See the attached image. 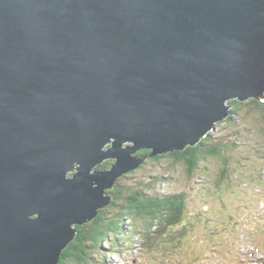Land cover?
Returning a JSON list of instances; mask_svg holds the SVG:
<instances>
[{"label":"water","instance_id":"water-1","mask_svg":"<svg viewBox=\"0 0 264 264\" xmlns=\"http://www.w3.org/2000/svg\"><path fill=\"white\" fill-rule=\"evenodd\" d=\"M252 99L264 0H0V264H60L142 151Z\"/></svg>","mask_w":264,"mask_h":264},{"label":"trees","instance_id":"trees-1","mask_svg":"<svg viewBox=\"0 0 264 264\" xmlns=\"http://www.w3.org/2000/svg\"><path fill=\"white\" fill-rule=\"evenodd\" d=\"M230 104L233 107L232 116L244 106L259 112L261 118L256 130H259L264 137V103L252 99L247 102L234 100ZM232 116L227 121L232 122ZM247 133L248 130H238L222 136L211 133L195 147H188L184 151H175L156 157H151L152 151H142L141 155L148 157V160L139 170L150 163L157 164L169 159L173 167L183 169L187 179H193L208 164L213 163L220 165V167L218 166L219 171L215 175L219 178L215 189L218 195L223 192L229 193L237 187H250L252 184L259 187L264 183V177L258 172L259 170L260 172L264 171V140L260 139L261 142L253 145L250 150L258 155L256 157L259 161L256 163L249 162L252 157L239 158V153L235 150L236 139ZM239 147L240 145L237 148ZM111 165L112 161L106 162L103 168L109 169ZM234 165L240 167L238 176H236L237 169ZM249 166L253 167L247 169ZM136 171L131 172V174ZM162 180L164 179L159 175L142 181L131 180L127 182L126 177L119 179L115 189L109 192L114 197L112 204L102 210L90 223L77 227V237L64 251L60 264H104L100 252L101 248L106 244L112 248L113 254L119 253L116 249V245L119 244L118 236H127L125 231L127 221L134 224L132 227L134 234H139L142 237L144 250L153 253V257H158L160 259L159 264H165L172 259L167 254L172 248L186 242V235L192 226L188 225L186 220L190 211V194L188 193L190 189L188 188L191 187H188L187 191L162 193L159 189ZM204 188L202 187L203 192H205ZM215 199L218 198L215 197ZM207 212L208 209L199 215L202 216L203 223L210 225L206 226L207 231L205 233V236L209 237V233L214 235L219 232L211 220L203 215ZM217 218L220 216L217 215ZM257 228L264 236V229ZM126 243H129V240ZM259 249L264 251V247ZM218 252H222L221 249ZM201 258L200 260H202ZM243 262L242 264L247 263ZM235 264L240 263L236 262ZM261 264H264V261Z\"/></svg>","mask_w":264,"mask_h":264},{"label":"rangeland","instance_id":"rangeland-1","mask_svg":"<svg viewBox=\"0 0 264 264\" xmlns=\"http://www.w3.org/2000/svg\"><path fill=\"white\" fill-rule=\"evenodd\" d=\"M232 117V122L224 120L217 123L212 134L222 136L238 130H248L247 134L235 138V150L239 153V158L252 157L250 163L258 162L259 159L256 157L258 155L250 150L253 145L261 142L260 139L264 140L260 131L256 130L261 114L252 111L248 106H244ZM238 145H240L239 148H237ZM218 166L220 167L219 164L210 163L193 179H187L183 169L173 167L171 160L167 159L157 164L150 163L145 168L126 177V181L129 182L131 180L142 181L159 175L164 179L162 180L164 184L161 182L159 185L162 193L187 191V188L191 187L188 188L190 189L188 191L190 194V211L186 219L188 225H192L190 226L191 229L186 235V242L169 251L167 255L173 258L165 264H232L233 258L236 261L244 260L245 255L252 252L256 246L264 247V236L257 228L264 229V183L259 187L254 186V184L250 187H237L229 193L223 192L218 195L215 191L219 180L215 176L216 172L219 171ZM234 167L237 169L236 176H238L240 167L235 165ZM252 167L249 166L247 169ZM258 172L264 177V171L260 172L259 170ZM212 186L213 188H211ZM202 187H205V192H203ZM207 209L208 212L203 215L211 220L219 232L214 235L209 233V237L205 236V233L207 231L206 226L210 225L203 223L202 216L199 215ZM217 215L220 218H217ZM125 225L127 236H118L119 244L116 245L119 253L113 254L112 248L105 244L100 250L102 262L104 264H159L160 259L158 257H153V253L142 249L141 236L134 234L132 230L134 224L127 221ZM128 240L129 243H126ZM219 249L222 252H218ZM257 253L256 257L264 258V252ZM200 258L203 260L199 261Z\"/></svg>","mask_w":264,"mask_h":264},{"label":"clouds","instance_id":"clouds-1","mask_svg":"<svg viewBox=\"0 0 264 264\" xmlns=\"http://www.w3.org/2000/svg\"><path fill=\"white\" fill-rule=\"evenodd\" d=\"M230 102H231V101H230ZM230 102H229V104H230ZM231 112H232V110H231ZM231 116H232V114H231ZM228 119H229V118H228ZM228 119H227V120H228ZM227 120H225V121H227ZM110 161H112V160H110ZM107 162H109V161H107ZM105 163H106V162H105ZM105 163H104V164H105ZM145 163H146V162H145ZM112 164H113V161H112ZM111 166H112V165H111ZM142 166H143V165H142ZM138 170H139V168L137 169V171H138ZM130 174H131V173H129L128 175H130ZM70 175L72 176L73 174H70ZM128 175H126L125 177H127ZM117 184H118V183H117ZM116 186H117V185H116ZM114 189H115V188H114ZM114 189H113V190H114ZM113 190H112V191H113ZM110 192H111V191H110ZM112 196H113V195H112ZM113 198H114V197H113ZM73 242H74V241H73Z\"/></svg>","mask_w":264,"mask_h":264},{"label":"bare ground","instance_id":"bare-ground-1","mask_svg":"<svg viewBox=\"0 0 264 264\" xmlns=\"http://www.w3.org/2000/svg\"><path fill=\"white\" fill-rule=\"evenodd\" d=\"M76 171V170H75ZM143 247H144V244H143Z\"/></svg>","mask_w":264,"mask_h":264}]
</instances>
